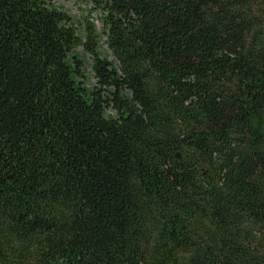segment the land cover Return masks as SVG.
<instances>
[{"label":"trees","instance_id":"trees-1","mask_svg":"<svg viewBox=\"0 0 264 264\" xmlns=\"http://www.w3.org/2000/svg\"><path fill=\"white\" fill-rule=\"evenodd\" d=\"M91 1L0 0V264H264V0Z\"/></svg>","mask_w":264,"mask_h":264},{"label":"rangeland","instance_id":"rangeland-1","mask_svg":"<svg viewBox=\"0 0 264 264\" xmlns=\"http://www.w3.org/2000/svg\"><path fill=\"white\" fill-rule=\"evenodd\" d=\"M48 2L53 6L59 7L70 16L74 23V27L77 29V32H79L80 35L84 36L83 28L87 21L96 24L97 31H101V11L97 7H94V4L91 0H48ZM82 38L84 40V37ZM75 52L78 53L82 60V71L88 79L87 82L89 84L94 83L95 78L91 72L92 56L83 50L82 45H79L75 49ZM98 52L101 55L108 53L106 50V45L102 44V42L99 43ZM108 112L111 111L108 110Z\"/></svg>","mask_w":264,"mask_h":264}]
</instances>
